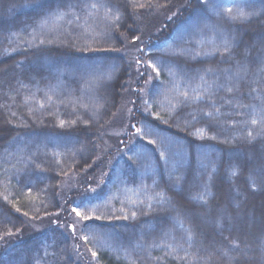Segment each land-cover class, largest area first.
I'll list each match as a JSON object with an SVG mask.
<instances>
[{
  "label": "trees",
  "instance_id": "16d2710c",
  "mask_svg": "<svg viewBox=\"0 0 264 264\" xmlns=\"http://www.w3.org/2000/svg\"><path fill=\"white\" fill-rule=\"evenodd\" d=\"M0 264H264V0H0Z\"/></svg>",
  "mask_w": 264,
  "mask_h": 264
},
{
  "label": "rangeland",
  "instance_id": "374dc122",
  "mask_svg": "<svg viewBox=\"0 0 264 264\" xmlns=\"http://www.w3.org/2000/svg\"><path fill=\"white\" fill-rule=\"evenodd\" d=\"M140 47V41H134L133 43L131 42H127V45L124 49V52L127 55V58L129 59V61L131 62V66L133 70H136L138 68V63H137V58H136V53L138 52V49ZM132 84L130 83L128 88H132ZM129 90V89H128ZM132 119V103L128 102V100H126V102L122 105L121 110L119 111V113L116 115V117L113 119L112 123L110 124L109 128L106 131L105 137L103 138V148H102V152L107 153L109 150L117 148L120 149L122 147V137L124 136V134L128 131L129 126H130V122ZM127 143V142H126ZM101 172L102 174H104V172H106L104 165L102 164L100 166ZM77 176V175H75ZM103 176V175H102ZM84 178L83 176H77V177H70L69 179L66 180L65 182V194L68 193L69 191H71L74 188H79V184L81 183V181H83ZM83 191H87V189L83 190ZM50 217L46 218L47 222ZM55 218V216H51V219ZM76 223V220H75ZM43 225V223H42ZM41 226V224L35 222V221H30L28 224V228L27 231L29 229L28 232L32 233L34 232L36 229H38Z\"/></svg>",
  "mask_w": 264,
  "mask_h": 264
},
{
  "label": "snow or ice",
  "instance_id": "6c2138e0",
  "mask_svg": "<svg viewBox=\"0 0 264 264\" xmlns=\"http://www.w3.org/2000/svg\"><path fill=\"white\" fill-rule=\"evenodd\" d=\"M140 6L143 7V5H140ZM92 7H95V5H93ZM228 11H229V13H231L232 10H231V9H228ZM250 15H251L250 13H246V12H244V11L241 9V10L238 11V13H237L236 15H232L231 18H232V19H248V18L250 17ZM115 19L118 20V19H119V15H117V16L115 17ZM136 39H139V38L137 37ZM224 44H225L224 51H226V52L229 51L230 49H229V47H228V42L225 41ZM152 67L155 68V65H152ZM237 75H239V73H238ZM227 90H228L229 92H231L233 89H232L231 87H229ZM184 95L187 96L186 93H185ZM208 115L211 116L212 114H211V113H208ZM252 123H253V124H256V123H258V121L255 120V119H253V120H252ZM198 134H200L201 136L203 135L202 132H199ZM251 135H252V134L249 133V136H251ZM72 211L75 212L76 215L80 216V218H81L82 220H88V219H90V217H89L88 215H86V214H81V213L78 212L76 209H73ZM133 216H135V213H133ZM84 239L87 240L88 238H87V237H84ZM233 243H234V245H235V242H233ZM235 246L238 247V245H235ZM92 255L95 257V256L97 255V253H96V252H92Z\"/></svg>",
  "mask_w": 264,
  "mask_h": 264
}]
</instances>
